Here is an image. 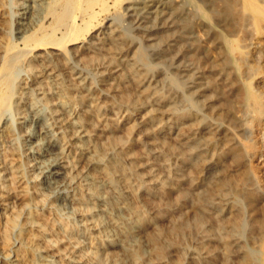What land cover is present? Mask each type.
<instances>
[{
    "label": "bare ground",
    "instance_id": "6f19581e",
    "mask_svg": "<svg viewBox=\"0 0 264 264\" xmlns=\"http://www.w3.org/2000/svg\"><path fill=\"white\" fill-rule=\"evenodd\" d=\"M27 1L19 41L0 37V117L25 89L63 109L50 114L49 126L31 106L19 124L36 176L52 191L75 190L66 202L83 239L60 219V245L50 232L54 222L24 190L21 211L11 212L0 237V264H264V0H190L197 20L215 29L219 61L228 69L220 85L212 73L197 76L206 61L192 45L194 66L184 89L173 92V108L154 86L158 66L126 22L141 0H118L112 13L101 0ZM190 33L196 41L198 30ZM38 57L48 60L41 74L34 71ZM18 67L29 77L16 94ZM202 81L219 111L215 102L205 110ZM21 154L12 147L0 160ZM8 174L0 172L4 206L15 184L13 170ZM246 198L241 213L237 204Z\"/></svg>",
    "mask_w": 264,
    "mask_h": 264
},
{
    "label": "rangeland",
    "instance_id": "374dc122",
    "mask_svg": "<svg viewBox=\"0 0 264 264\" xmlns=\"http://www.w3.org/2000/svg\"><path fill=\"white\" fill-rule=\"evenodd\" d=\"M2 1L0 0V25L2 24L0 26V29H1L0 30L1 31L0 37L4 41L5 40L9 41V42L10 41H12V42L19 41V40H17V39H19L18 38L19 34L16 31L18 28V22L21 21L20 20V18H21L20 13L23 11L22 8L26 4H29V1H27V0H2ZM44 1L50 2L51 0H44ZM97 1L99 2L100 0H97ZM97 1H95L93 3L94 7H96L100 4V3H97ZM101 1H105L104 4L106 7L109 8L110 13H112L116 10V8H117L116 4L118 3V0H101ZM212 1L213 0H206V2H208V3L212 2ZM96 3H97V5H95ZM137 3H138L137 4L138 7L136 6L137 11L135 12V14L132 17L130 16V13H128L127 17H129V16L130 17L126 20V22L127 23L130 22L129 28L132 31L131 34L135 35L137 40L141 41L142 44L144 45V48H145L144 52H145L146 56H148L151 59L153 64H156V65H154L155 66L154 68H156L158 66L155 69V70H157L155 72V73H157V75H156L154 86H155V88L158 87V89L157 88L156 89H157V91L159 90V93H162L164 91L162 93L163 96L165 97L164 101H165L167 106H170L169 108L175 107L176 104L173 103L174 101H177L174 98L176 96V94H174L175 90L177 89L176 93H178V90L184 89V87H185V86H183L184 80H185L187 74L190 73L189 71H192L191 69L194 66L192 64L189 65V63H188V62H191V61H189L188 51H190L193 46H194V50H196V53L198 55H200L199 56L200 58H202L201 60L206 61V63H204V65H201L202 69L196 71V75L199 76L197 73L203 72V71L205 74L212 73L210 75H212V77L216 80L217 84L220 85L223 83V81L225 80V72H226V71H224V67H225V69H228L227 68L228 65H223V63L221 62L222 56L218 55L219 39L216 38L217 37L216 31H215V29L209 27V25L206 26L207 23H205L204 21H201V20L198 21L197 20V16H195V13L193 12V8L190 4V0H141ZM156 4L157 5L160 4V5L157 6ZM186 4H188L189 6ZM140 5L142 6L141 8H140ZM144 6H147V8H145ZM160 8L161 9L163 8V9L161 10ZM173 8L175 11L172 10ZM38 9L40 10L41 6H38ZM138 10H140V11H138ZM6 13H8V14H6ZM2 14H4V15H2ZM147 14H149V15H147ZM191 14H193V18H192ZM167 15H168L169 19H168ZM158 16H160V17H158ZM129 19H131V20H129ZM163 19H164V21H163ZM135 20H136V22H135ZM153 20H154V22H152ZM151 25H153V26H151ZM195 28H196V30H198V33L202 30V28H203L202 31H204V32L199 33L196 41L193 40V38H195L196 35L193 36L190 33L191 31L195 32ZM136 29H138V30H136ZM204 29H206V30H204ZM205 31H207V33H205ZM205 34L207 37L205 36ZM200 36H202V37H200ZM201 38H204V39H201ZM203 42L207 45H205ZM211 43H213V45ZM214 43H215V45H214ZM179 45H181V46H179ZM215 48H217V49H215ZM211 50H212V52H211ZM213 56L216 59L212 58ZM219 56H221V57H219ZM207 58H209V60ZM157 59H159L160 61ZM219 60H221V61H219ZM35 63L37 64L36 68L34 69V71L36 73L38 72V74L39 73L41 74L42 72L47 71V69L45 70V66L46 67L48 66V60H46L45 58H42V57H38L35 59ZM209 64H211L214 68ZM217 64L218 65L222 64L221 66H223V68L221 66L218 67ZM191 65H192V67H191ZM216 65H217V67H216ZM210 67H212V68H210ZM162 70H164V72ZM206 70H208V71H206ZM213 71H215V72H213ZM223 72H224V74H223ZM28 73H29V71H27L26 68H24V67H18V69L15 70V74L13 77V80H15V81L13 82L14 83L13 85H14V88H15L14 90H15L16 94L18 91H20L19 88H20L22 82L25 81L26 78L28 79V77H29V76H27V75H29ZM197 76H196V78H197ZM171 77H174L176 80L179 79L180 81L178 80L177 82H180L182 85L181 86L179 85L176 88V86L173 85L171 80H170ZM204 81H202V83H201L203 85V86H201V90L203 91L204 94H207V98L204 100V102L206 104V106L204 108H205V110H210L208 108L209 105H211L215 102L216 107H215V104L212 107L215 108L214 110L219 111L218 109H222V107L219 106L220 108H218V106H217V105H219L218 98L213 95L214 92L212 91V88L210 86L206 85V83L205 84L203 83ZM52 82L54 83V81H51V83ZM195 83H197V79L195 80ZM169 85H171V86L173 85V87H172L173 90L171 89V86H169ZM161 87H164L165 90L162 89ZM160 88L162 90H160ZM58 90H61V89L58 88ZM166 90H168L170 92H168V91L166 92ZM56 91H57V87H56ZM24 92L25 93L22 96V98L20 100L17 99V101L19 100L17 103V106H16V104H14V101H16V97H13L11 99L12 104L10 103V105L7 107V109L4 111V113L0 117V130L2 131V133H1L2 138H0V155H2V153H4L7 149L12 148V147L18 148L19 151L22 153L21 154L22 157L17 159V160H14V161H8V159H7L4 162V161H2V159L0 160L1 162H3V163H0L1 174L5 175V177H6V175H7V177H9L8 172H9V170L12 169L14 177H15L14 187L12 188V190L10 189L9 199H11V200L8 199V201L6 203L7 205L5 204V206L0 204V237L2 236L1 234H3L2 231L5 229V226H7L6 228H8V226H9L8 220H10V218L12 216L11 212L14 214V213L21 211L20 210L21 205L18 202V198H20L23 195L22 191L26 190V194H27L28 198L30 197L32 203L36 207H38L40 212H42L44 215H46L48 218H50L54 222L55 226L53 228H51L52 230H50L51 234H53V237L61 240L60 245H66L64 242L65 233L61 228L60 219L69 221L71 223V225L73 226L75 233H77V235L80 238L82 237L81 239H83V234L81 232L79 218L76 216V214L74 213L73 209L68 204V202H66V200H68L69 198L71 199V197L75 195V190L73 189V187H70V188L66 187L65 189L63 188L61 190L52 191L51 189H48L47 185L45 184L46 178L44 179V178H40L39 176H36V171H34L35 169H33V166H32L33 162L30 161V158H28V156L26 154L27 144L29 143L28 141H26V139L28 137L25 136L26 134L22 131L23 124L22 125L19 124V122H23V117H25L27 115L26 113L30 109L31 106L33 107L35 112L38 113V115L40 114L39 115L40 119L42 121L46 122L49 126L52 125V123H51L52 120L50 119V116H51L50 114L56 113L57 115H62L63 109L59 106V104H52L53 103L52 100L49 101V99H47L48 101H46L45 99H39L40 96H37L35 94V92L32 90L25 89ZM54 96H58V95H54ZM168 100H169V102H168ZM55 101H57V100H54V102ZM68 105H69V102L64 100L63 106L68 107ZM60 109H61V111H59ZM36 128H38L37 125L31 127L32 133L35 137L38 135V129H36ZM52 131H53V128L51 129V132ZM15 135L17 137H14ZM33 139H34L33 137L30 138V140H33ZM59 142H61V140H59ZM228 161L229 160H227L226 162H228ZM229 163H230V161H229ZM229 163H226V165ZM2 164L4 165V167L6 169L2 168ZM66 189H68V190H66ZM63 198H65V199L63 200ZM12 199H13V201H12ZM246 205H248V198L244 199L243 201H240V203L237 204L238 208L241 210V213H242V210L245 209L244 206L246 207ZM253 206L254 205H252L251 207H253ZM13 207H14V211H13ZM256 209H257V211L260 210V208L259 209L256 208ZM71 210H72V212H71ZM69 212H71V213H69ZM260 212H261V210H260ZM17 228L15 230L11 229L13 241H16L18 239V236L16 234V231L18 232ZM248 230H249V232L251 231V226H248ZM248 230L245 232L246 235H249ZM14 236L17 238H15ZM0 240H1V238H0Z\"/></svg>",
    "mask_w": 264,
    "mask_h": 264
}]
</instances>
